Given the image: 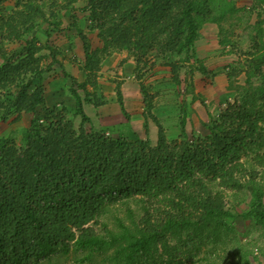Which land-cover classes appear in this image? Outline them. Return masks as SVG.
<instances>
[{
    "label": "trees",
    "instance_id": "obj_1",
    "mask_svg": "<svg viewBox=\"0 0 264 264\" xmlns=\"http://www.w3.org/2000/svg\"><path fill=\"white\" fill-rule=\"evenodd\" d=\"M50 1L56 9L60 0H0V123L17 114L31 116L20 146L0 136V264H34L72 252L83 256L74 264H189L203 248V264H251L253 252L236 237L233 225L239 217L228 209L226 194L248 192L249 210L242 216L247 231L254 226L264 230L262 24L256 28L254 49L229 74L233 102L209 116L203 136L187 137L183 111L181 135L169 138L157 122L153 145L140 137L88 132L90 118L75 89L79 129L65 109L46 104L41 53L47 49L57 61L49 41L62 22L45 29V46L36 37L25 38L43 30L44 4ZM62 1L68 8L80 0ZM86 1L83 12L104 43L92 51L78 31L88 73L121 51L135 57L138 66L152 55L167 63L185 57V62L200 64L196 42L204 24L228 22L226 44L235 28L230 21L239 11L229 0ZM256 1L264 5V0ZM49 14L57 17L53 9ZM6 42H22V49L8 55ZM177 63L170 66L180 85ZM199 70L208 74L204 65ZM243 70L245 85L234 86L232 77ZM74 85L86 88L77 81ZM142 92L148 101L146 89ZM118 96L126 115L122 92Z\"/></svg>",
    "mask_w": 264,
    "mask_h": 264
},
{
    "label": "rangeland",
    "instance_id": "obj_2",
    "mask_svg": "<svg viewBox=\"0 0 264 264\" xmlns=\"http://www.w3.org/2000/svg\"><path fill=\"white\" fill-rule=\"evenodd\" d=\"M61 1L58 2L56 9L55 6L51 8L52 1L44 4L47 21L42 22L43 30H38L25 38L26 40L31 36L36 37L38 45L45 46L47 41L45 29L58 20L62 22L60 29L53 28L49 41L57 53V61H54L49 50L45 49L41 53L43 69L46 71L44 75L46 104L49 107L65 109L64 115L74 122L76 129H79L82 120L76 116V100L72 92L73 89L77 90L84 102V110L90 118L86 130L102 132L111 138L123 136L148 139L150 128L157 131L158 138L157 122L164 126L169 138H178L181 135L183 111L186 117L187 137L193 139L195 135L203 136L204 125L209 122V116L219 114L226 108L227 102H233L234 98L230 95L232 89H229V74L234 67L240 68L248 53L254 49L258 25L262 24L264 31V5L256 0H229L239 10L230 21L235 27L234 33L226 44H222L224 36L230 34L227 33L231 27L228 22L222 26L214 23L204 24L196 42V55L200 64L196 59L185 62V57L182 59L175 57L167 63V60L157 59L152 55L147 58L146 64L138 66L135 57L127 51H121L104 57L99 70L88 73L84 68L86 63L84 41L78 31L86 36L92 51L103 49L104 43L99 38V32L91 29L89 13L83 12L88 5L86 0H80L68 8L66 2ZM12 8L13 5H10L8 11L11 12ZM51 9L56 12V18L50 16ZM75 23L78 24L77 29L72 28ZM260 40L264 49V33ZM21 43L6 42L4 50L11 55L22 49ZM122 53L128 54V58L122 60ZM131 57L134 58L132 67L129 65ZM175 62L180 63V85L174 82L172 65L170 66ZM2 65L3 59L0 57V66ZM202 65L207 68V75L200 72L199 68ZM244 71H237L232 77L234 86L245 85ZM74 81L85 84L86 88L77 86L75 88ZM142 89L148 92L150 97L148 101H145ZM119 91L123 94L126 115L119 103ZM88 96L91 101H88ZM30 122L31 116L26 113L14 115L8 121L0 123V136L13 138L20 146L23 131L29 127ZM226 195L228 209L239 217V221L235 222L233 227L237 230L236 237L240 245L248 247L253 252L251 264H264V230L262 227L254 226L247 231L249 224L242 219L243 214L249 210V193L227 192ZM185 257L184 255V260ZM206 257V248H203L189 264H203ZM78 258L83 256L77 257L73 252L69 256L59 253L34 264H74ZM91 264H99V261Z\"/></svg>",
    "mask_w": 264,
    "mask_h": 264
},
{
    "label": "crops",
    "instance_id": "obj_3",
    "mask_svg": "<svg viewBox=\"0 0 264 264\" xmlns=\"http://www.w3.org/2000/svg\"><path fill=\"white\" fill-rule=\"evenodd\" d=\"M202 32H203V30H202ZM123 58H128V54L122 53V60H123ZM133 60H134V58H132V57L129 59V65L130 66L134 64ZM150 131L151 132H150V136L148 137V139L152 142L153 145H155L157 143V141H158V138H156V132L157 131H152V128H150ZM152 132H153V134H152Z\"/></svg>",
    "mask_w": 264,
    "mask_h": 264
}]
</instances>
